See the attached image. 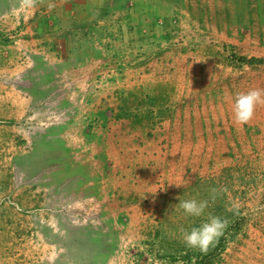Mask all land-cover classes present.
I'll return each instance as SVG.
<instances>
[{"label":"rangeland","instance_id":"374dc122","mask_svg":"<svg viewBox=\"0 0 264 264\" xmlns=\"http://www.w3.org/2000/svg\"><path fill=\"white\" fill-rule=\"evenodd\" d=\"M51 1L0 0V264H196L201 251L183 243L181 229L200 226L209 213L228 220L215 243L223 238L224 248L209 264H264V104L241 131H220L232 141L226 148L216 142L214 158L185 139L194 129L185 119L195 118L188 113L202 97L207 106L225 107L223 83L233 101L237 93L264 90V63L245 62L251 67L247 87L248 73L232 50L226 56L224 48L205 43L207 55L229 75L211 80L204 92L182 93L189 80L174 78L172 61L167 79L121 89L119 69L134 66L140 32L132 38L121 32L122 47L106 48L94 8L90 40L80 29L70 42V20L59 22L46 41L20 33V14L30 26ZM250 1L251 21L264 22V0ZM187 4L190 15L181 12ZM154 5L160 12L155 31L144 32L152 39H178L187 30L195 40L208 34L200 31L207 25L248 22L247 0ZM240 53L234 59L243 63L252 52ZM224 113V120L235 122ZM175 140L183 142L184 153L173 152ZM213 188L226 189L215 202ZM179 198L208 200L209 207L200 217L186 216ZM232 203L238 212L226 210Z\"/></svg>","mask_w":264,"mask_h":264},{"label":"crops","instance_id":"0c3cea01","mask_svg":"<svg viewBox=\"0 0 264 264\" xmlns=\"http://www.w3.org/2000/svg\"><path fill=\"white\" fill-rule=\"evenodd\" d=\"M155 1L156 0H55L49 3L51 5L49 8L38 11L39 13L37 14V17L33 19L35 21L31 20L32 23L30 26L27 25L26 18H22L23 16L20 14V21L24 24L19 28V31H21L20 33L26 32V37H29L30 35L31 38H38L39 36H42L41 39L46 41L45 36L47 34H52V32L59 29V22L63 20H70V29L68 30H70L71 33L68 37V39H70L69 41L72 43L73 39L75 41L76 34L79 33L78 30L80 29L83 30L85 40H90V34L93 31L92 23L94 22L91 16L94 13V8H98L96 14L93 16H96L98 20L95 22L99 23L101 25L99 27H101L104 31V38L102 41L105 43L106 48L112 46L122 47V40H119L118 38L121 32L129 33L128 35H130V38L133 37L132 35L135 33L134 31H137L138 34L140 32V36L136 37L139 41L134 43L137 48L135 50V56L137 58L133 62L135 63L134 66L132 67L127 65L126 67H120L119 69L123 71V76L127 75L124 79L122 76L120 80L116 82V84H120L121 89L128 91L138 90L144 85H147L152 79H167L168 76L165 73L167 71L169 72L170 68L166 65L169 61H172V64L176 65V68L173 71V74L175 75L174 78L181 79L184 77L183 79L189 80V85L185 86L182 93L186 96H190L193 93L199 94L200 92H204L203 89L205 85L206 87H209L211 80L217 79V76L225 78L229 75L228 72H225L228 71V68H223V64H217L216 58L207 55V51L204 50L205 43L212 42L217 49L222 47L224 50H227L226 56L229 53L228 51L232 50L234 54H231V58L237 61L239 65H242V71L244 73H248L244 77L243 81L246 83L247 87H250V65L247 66L245 62L242 63L239 58L234 59V57H239L235 54L238 50L243 51L242 54L240 53L241 55H246V51H251L252 53L250 54V57L251 55H254L252 57L264 58V22L260 21L261 23L256 24V22L251 21L250 0H247L248 14L246 19H248V22L238 25H220L217 23L210 26L207 25V30H199L204 32L206 31L208 34L204 36L200 35L201 38H196L195 40H192L190 36L186 34L187 30H183V32L180 31L183 34L180 35L178 39L169 38L170 34H163L162 37L156 39L146 37V34L152 35L154 33L156 27L153 20L157 15H160V12L154 5ZM158 1L163 5L169 4L170 6L172 4V0ZM52 5H54V7H52ZM181 7H186L181 10L184 15L192 14L190 11L192 6L187 4L186 6ZM175 9L178 10V6H175ZM46 13L47 16H45ZM169 13L170 15L173 13L170 8L168 9V14ZM160 19L161 18L157 21H160ZM201 25L203 26L204 24ZM157 26H159V24H157ZM113 32L114 34H112ZM144 32L146 34H144ZM153 40L155 45H152ZM149 46L151 48H149L147 52H144L145 48ZM181 65L182 69L179 70ZM256 66H263V64H257ZM230 70H232V68H230ZM110 71L112 72V70ZM100 74L103 73L101 72ZM87 75L90 74L84 73L82 76L87 78L92 77V75ZM98 77L100 78L102 76ZM116 77L117 74L115 78ZM122 79L123 81H121ZM85 80L86 79L84 78V81ZM196 81L197 89L193 92V84ZM220 81L224 82L223 80ZM144 82L146 83L144 84ZM221 88L223 94H225L224 97H226V103L224 104L225 107H223L222 103L218 104V107L216 108L212 103L207 106L205 103L206 99L202 97V100L198 102V107H195L196 111L191 112V110H189L190 112L188 115L192 114L195 118L185 119L186 127L194 126V129L191 128V131H186L187 138L185 139L188 142H191L190 139H192V148L194 151L201 149L205 158H214L212 152H215L213 148L216 142H223V147L226 148L227 142L232 141L225 140V138H228L231 134L226 132V134L223 133L221 137L220 131L223 132V129L232 130V128L235 127L238 131H241L242 127L240 124H236L233 121L228 123L227 118L224 120V112H228L231 119L234 116L232 111L233 100L230 99V96L228 97V86H225L223 83ZM201 96L204 95L202 94ZM216 109L217 111H215ZM210 110L212 112L214 111V113ZM185 114H187V112ZM220 123H223V126H220ZM183 140L184 139H182V141ZM182 141L175 140L173 150L174 153H184L183 149H185V146L183 149L181 148V143H183ZM205 145L207 146L205 147ZM192 148L190 147V150ZM155 152L157 151H153L152 154L154 155ZM158 156H160L159 152H157V155H154L155 158Z\"/></svg>","mask_w":264,"mask_h":264},{"label":"clouds","instance_id":"9594fccd","mask_svg":"<svg viewBox=\"0 0 264 264\" xmlns=\"http://www.w3.org/2000/svg\"><path fill=\"white\" fill-rule=\"evenodd\" d=\"M26 2L34 3V0H26ZM259 104H264V90L250 89L247 92L237 93L232 105L235 122L241 125L248 123L253 118L255 109ZM175 185L177 187L183 186L179 184ZM225 190L224 188L211 189L210 196L212 201L215 202L217 195ZM208 207V200H180L179 198V208L183 210L186 216L200 217ZM226 210L236 213L238 212V205L232 203ZM227 226L228 220L226 218L222 219L209 213L207 220L200 224V226L193 227L190 231L181 229L182 241L189 248L207 252L210 247L215 245L219 237L223 235Z\"/></svg>","mask_w":264,"mask_h":264},{"label":"trees","instance_id":"16d2710c","mask_svg":"<svg viewBox=\"0 0 264 264\" xmlns=\"http://www.w3.org/2000/svg\"><path fill=\"white\" fill-rule=\"evenodd\" d=\"M242 61L247 63H253L255 61H258L260 63H264V58H256V57H242ZM224 248V242L223 238H221L218 242V244L210 247L207 252H199L196 254L197 260L196 264H209L217 254ZM193 254H188V258L190 260L191 256Z\"/></svg>","mask_w":264,"mask_h":264}]
</instances>
